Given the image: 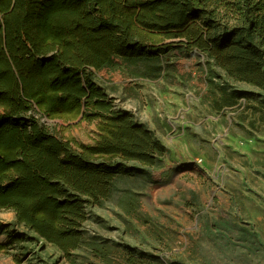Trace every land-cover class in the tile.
I'll return each instance as SVG.
<instances>
[{"label": "trees", "instance_id": "16d2710c", "mask_svg": "<svg viewBox=\"0 0 264 264\" xmlns=\"http://www.w3.org/2000/svg\"><path fill=\"white\" fill-rule=\"evenodd\" d=\"M161 37L185 40L180 54L198 51L264 92V0H0V209L69 263L85 245L88 206L109 201L115 184L133 176L127 163L154 168L169 153L115 108L91 69L141 60L144 76L156 79L161 57L180 51L160 46ZM210 81L214 110L237 104ZM35 107L49 119L97 123L99 141L75 148ZM114 255L120 264H150Z\"/></svg>", "mask_w": 264, "mask_h": 264}, {"label": "rangeland", "instance_id": "374dc122", "mask_svg": "<svg viewBox=\"0 0 264 264\" xmlns=\"http://www.w3.org/2000/svg\"><path fill=\"white\" fill-rule=\"evenodd\" d=\"M160 39L180 51L161 57L156 79L144 76L141 60L91 71L115 108L169 149L164 161L127 163L133 176L109 201L88 206L85 245L71 263L0 209V264H120L115 250L150 264H264V92L198 51L180 54L185 40ZM210 80L237 104L214 110ZM33 115L75 148L99 141L97 123L49 119L36 107ZM14 237L22 244L11 245Z\"/></svg>", "mask_w": 264, "mask_h": 264}]
</instances>
